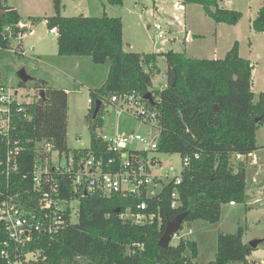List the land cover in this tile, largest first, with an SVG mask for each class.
<instances>
[{"label": "trees", "instance_id": "1", "mask_svg": "<svg viewBox=\"0 0 264 264\" xmlns=\"http://www.w3.org/2000/svg\"><path fill=\"white\" fill-rule=\"evenodd\" d=\"M105 1L109 5L122 3V0ZM53 2L55 14L46 21L48 30L57 31V54L90 56L95 64L109 62L105 83L89 90L93 103L113 94L151 93L153 73L145 66L151 63L154 70L158 56L125 52L120 18L106 13L100 17H62L60 0ZM183 3L200 5L218 24L234 26L241 18L237 11L218 7V0H183ZM20 21L15 9L2 5L0 50L10 49V40L23 36ZM251 29L264 36V3L252 20ZM14 52L23 54L18 48ZM161 56L167 70L166 87L156 93L161 100L157 152L190 159L182 171L180 185L169 184L159 196L147 201L145 212L159 215L161 222L138 226L118 218L116 210L134 208L141 199L87 196L79 200L77 223L69 225L52 240L27 246L25 251L40 253L37 262L28 264H196L193 262L197 256L195 242L180 239L166 249L158 245L166 222L184 213L183 223L204 220L216 224L223 205L246 201L245 159L258 149L256 131L264 123V92L255 99L251 90L253 66L239 56L237 42L220 60H195L172 51ZM33 81L36 88L44 91L45 98H38L31 106L32 119L22 124L20 137L23 142L50 141L57 151L66 153L68 94L61 89L46 88L43 80ZM24 85L19 83V87ZM93 111L94 105L86 118L90 149L98 152L102 145L96 139V130L103 122L99 116L92 119ZM196 154L198 158L194 157ZM236 155L244 159L238 161ZM33 156L32 145L26 144V153L20 162L28 166ZM2 157L0 144V160ZM19 168L27 169L20 163ZM174 190L180 204L171 209ZM242 236L241 228L233 234L219 233L215 258L207 264H258L247 259L253 249L242 242ZM4 239L0 224V250ZM0 264L6 263L0 258Z\"/></svg>", "mask_w": 264, "mask_h": 264}, {"label": "rangeland", "instance_id": "2", "mask_svg": "<svg viewBox=\"0 0 264 264\" xmlns=\"http://www.w3.org/2000/svg\"><path fill=\"white\" fill-rule=\"evenodd\" d=\"M2 4L14 7L22 18V23L28 29L27 37L23 41V55L11 50L21 44L20 38L10 40V49L0 50V85H9L20 88L21 93L27 95V102L33 101L34 94L39 91L35 87V80H46L51 89L67 90V138L66 145L69 151L85 150L90 147V132L87 122L89 105V89L100 88L106 80L109 62L105 64L93 63L90 56H71L69 63L56 62L52 54L57 52V40L49 36L45 20L54 16L53 0H1ZM264 0H218V4L226 9L241 13V18L234 26L215 23L203 11L200 5L184 4L183 0H122L120 5H109L105 0H60L59 15L62 17H117L122 22V43L125 52L137 54H153L156 49L162 54L169 51L182 53L187 58L195 60H220L238 42V51L243 57H248L249 51L254 49L256 54L252 70L251 90L255 96L264 92V36L251 29V22L256 17L258 7ZM176 3H180L177 7ZM261 3V4H260ZM159 23L164 32V40L156 41L153 29L148 26ZM31 29V31H30ZM9 31V29H7ZM9 33V32H7ZM191 36V38H189ZM252 45V46H251ZM36 53L49 54L47 61L57 66L60 71L46 64L38 63ZM253 53V52H252ZM155 55V54H153ZM155 61L152 75L151 94L166 86L167 65L161 55ZM41 57V56H40ZM24 69L32 78L23 87H19L18 72ZM157 109V107H156ZM99 116V114H98ZM104 128H99L106 135L149 132L152 138H157L158 130L154 126H144L136 119L121 114L110 113L102 118ZM102 124V125H103ZM256 141L259 150L264 149V123L256 131ZM131 148H140V144H132ZM256 158L255 164L247 162L246 201L235 204L234 207L223 205L220 220L210 224L204 220L184 222L181 233L184 239L193 241L197 246V256L193 260L196 264H206L214 260L217 250V236L220 232L236 233L238 228L243 229L242 239L246 244L258 242L252 250L249 259L258 264L264 262V154ZM159 161L157 174L168 177L162 180L150 192L159 194L171 181L174 174L181 171V156L179 154H151ZM257 155V154H256ZM252 162V160H251ZM260 171L257 177H252ZM254 179H252V178ZM259 182V185H256ZM254 194V190H257ZM75 214L72 223L78 220V204L72 203ZM191 230V234H187ZM173 240L170 245H175ZM189 256V252L185 253ZM239 264V263H231Z\"/></svg>", "mask_w": 264, "mask_h": 264}, {"label": "built area", "instance_id": "3", "mask_svg": "<svg viewBox=\"0 0 264 264\" xmlns=\"http://www.w3.org/2000/svg\"><path fill=\"white\" fill-rule=\"evenodd\" d=\"M148 26L153 29L156 41L164 40L159 23ZM49 33L57 35L56 29H50ZM11 51L14 52L15 48ZM153 54L161 55L162 52L156 49ZM145 68L151 71L153 64ZM38 98L37 91L33 101L27 102V95L22 94L20 88L0 85V144L3 147L0 160V177L3 181L0 224L5 236L0 258L6 264L37 262L40 253L25 251L27 246L45 239L52 240L74 224L72 215L75 209L72 203L79 204V200L87 196L118 197L130 201L141 199L134 208L129 206L122 212L119 210L118 218L124 223L138 226L154 221L160 223L159 215L145 212L148 210L147 201L162 192L154 195L150 190L168 177L167 173L165 176L157 174L159 161L151 155L158 153L160 97L152 95L153 104H149L143 96L133 92L113 94L100 100L98 113L101 119L112 112L117 116L128 115L146 127L154 126L159 132L156 139L149 132L106 135L97 129L96 139L102 145L98 152L89 147L85 150H68L66 153L57 151L50 141L32 143L21 139L22 124L32 119L31 106ZM87 103L89 109L94 105L90 97ZM135 143L141 147L131 148ZM26 144H31L34 152L32 163L28 166L20 162L21 156L26 153ZM194 157L198 158V154ZM242 158L241 155L235 156L238 161ZM189 160L187 156L181 158L180 173L174 174L166 186L172 184L177 187L181 184L182 171ZM19 163L27 168L26 171L20 170ZM179 204L178 194L174 190L170 208L176 209ZM229 204L234 205L233 202ZM180 239H184L181 228L172 235L171 242Z\"/></svg>", "mask_w": 264, "mask_h": 264}, {"label": "crops", "instance_id": "4", "mask_svg": "<svg viewBox=\"0 0 264 264\" xmlns=\"http://www.w3.org/2000/svg\"><path fill=\"white\" fill-rule=\"evenodd\" d=\"M223 2V0H220V2ZM0 2H1V0H0ZM264 3V2H263ZM263 3L261 4V5H259L260 7L263 5ZM2 5H5V4H2V2H1V7H2ZM221 5V4H220ZM219 4H218V7H222V6H220ZM7 6V5H6ZM176 6L177 7H179L180 6V3H176ZM11 7V6H10ZM260 7H258V10L260 9ZM13 9H15L14 7H12ZM222 8H224V7H222ZM16 10V9H15ZM17 11V10H16ZM258 12V11H257ZM18 13V12H17ZM20 16V15H19ZM20 18H21V16H20ZM21 20H22V18H21ZM45 22L47 23V21L45 20ZM19 27L20 28H23V31H24V34H23V36L22 37H20V41H21V44H18L17 45V47L15 48V49H19V51H22L23 53H24V49H23V45H22V43H23V41L26 39V37H27V34H26V32H27V28H26V26L22 23V21H20V24H19ZM30 31H31V29H30ZM50 35H52L53 37L52 38H55V39H57V37H56V35H53V34H50L49 33V36ZM189 38H191V36L189 37ZM18 39V38H17ZM238 43V42H237ZM239 46V45H238ZM252 46V45H251ZM11 48V47H10ZM124 50V49H123ZM253 52V53H252ZM56 53V56H55V54H52V57H57V58H55L56 60V62L58 63V62H62L63 64H66V63H69L71 60H69L70 58L69 57H71V56H59L58 54H57V52H55ZM23 55V54H22ZM36 56H37V62L38 63H41V64H44V62L46 63V64H49L50 66H52V68L53 69H55V70H57V71H60L61 72V69H59L57 66H54L53 64H51V63H49L48 61H47V57H51V55H49V54H43V55H40L39 53H36ZM41 56V57H40ZM239 56L241 57V58H243V59H246V60H248L250 63H251V65L253 66V64H254V60L256 59L255 58V56H256V54L254 53V49H252L251 51H249V55H248V57H243L242 55H241V53H240V51H239ZM42 58H44L45 59V61H43L42 60ZM39 80V79H38ZM41 80V79H40ZM43 81H45L46 82V88H48L47 87V81L46 80H43ZM166 87V86H165ZM164 89V88H163ZM163 89H161V90H163ZM90 90V89H89ZM93 90V89H92ZM65 92H67V90H64ZM97 117H98V115H97ZM104 128V124H103V127H102V129ZM256 145H257V147L259 148V146H258V144H257V141H256ZM260 151H262V153L264 154V149L263 150H259V149H257L256 151H254L253 153H251V154H249L248 156H247V162L248 163H250V164H255L256 163V161L258 160H262V155H259L258 154V152H260ZM257 154V155H256ZM260 157V159H257L256 160V158L257 157ZM244 158H242L241 160H243ZM246 159H245V161H246ZM241 160H239V161H241ZM251 160H252V162H251ZM245 165H246V173H247V164H246V162H245ZM262 170V168L260 169V170H258V172L257 173H255V175L254 176H252V177H257V176H259L260 174H261V171ZM246 176H247V174H246ZM251 177V178H252ZM262 177H264V173H263V176ZM254 178H252V179H254ZM259 182H256V185H259L258 184ZM246 188H247V186H246ZM256 191H258V189L257 190H254V194L256 193ZM250 192L251 191H249L248 193H247V197H248V199L249 198H251L250 196ZM228 206L229 207H234L235 206V204L234 205H230V204H228ZM222 209V208H221ZM220 214H221V212H220ZM220 233H223V232H220ZM187 234L189 235V234H191V230H188V232H187ZM224 234H226V233H224ZM178 242V241H177ZM242 242L244 243V244H246L244 241H243V239H242ZM249 261H251L250 259H249V257L247 258ZM207 264V263H206Z\"/></svg>", "mask_w": 264, "mask_h": 264}, {"label": "water", "instance_id": "5", "mask_svg": "<svg viewBox=\"0 0 264 264\" xmlns=\"http://www.w3.org/2000/svg\"><path fill=\"white\" fill-rule=\"evenodd\" d=\"M0 8H1V2H0ZM50 37L52 38L53 36L50 35ZM18 77H19L20 82H22L24 84H27L29 81H32V78L29 77L25 73L24 69H21L18 72ZM38 95H39V98H42V99L45 98L43 90H39ZM143 99L146 100L149 104H153L151 93L145 94L143 96ZM99 109H100V101H96L94 103V111H93L92 119H95L97 117V115L99 113ZM85 125L88 126L89 125L88 122H86ZM118 212H119V210H116V213H118ZM184 217H185V214L181 213V214L177 215L173 220L166 222L164 232L158 241V245L161 248L166 249L170 246L172 235L175 234L176 232H178V230L181 228L182 223L184 221ZM257 244H258V242H251L248 245L252 249H255Z\"/></svg>", "mask_w": 264, "mask_h": 264}]
</instances>
